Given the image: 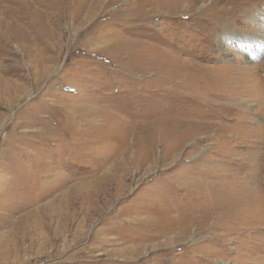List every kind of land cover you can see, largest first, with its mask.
Here are the masks:
<instances>
[{
	"label": "rangeland",
	"instance_id": "374dc122",
	"mask_svg": "<svg viewBox=\"0 0 264 264\" xmlns=\"http://www.w3.org/2000/svg\"><path fill=\"white\" fill-rule=\"evenodd\" d=\"M259 28L264 0H0V264H264Z\"/></svg>",
	"mask_w": 264,
	"mask_h": 264
},
{
	"label": "bare ground",
	"instance_id": "6f19581e",
	"mask_svg": "<svg viewBox=\"0 0 264 264\" xmlns=\"http://www.w3.org/2000/svg\"><path fill=\"white\" fill-rule=\"evenodd\" d=\"M207 4H208V3H207ZM231 4H233V3H231ZM254 4H255V3H254ZM254 4H253V5H254ZM260 5H261V4H260ZM254 6H255V5H254ZM247 8H248V7H247ZM249 8H250V7H249ZM245 9H246V8H245ZM220 10H221V9H220ZM249 10H250V9H249ZM261 12H262V11L258 10L257 8H254V9H253V13H252V14H249V16H250V17H249V18H250L249 20L254 19V18H256L257 16H260V14H262ZM246 13H247V12H246ZM220 14H221V13H220ZM220 14H219V15H220ZM240 16H241V15H240ZM247 16H248V14H247ZM237 18H238V17H237ZM239 18H240V17H239ZM247 18H248V17H247ZM244 20H245V19H244ZM256 22H258L257 19L252 21V23H256ZM224 27H225V26H224ZM234 28H235V27H234ZM256 33H258L260 36H264V31L262 30V28L257 29V30H256ZM244 36H245V35H244ZM242 38H244V37H242V36L239 37V40H242ZM245 38H247V37H245ZM245 38H244V39H245ZM247 39H248V38H247ZM221 43H222V42H221ZM215 44H216V43H215ZM228 69H230V68H226V70H228ZM234 69H235V68H234ZM251 73H252V72H251ZM247 77H248V76H247ZM185 78H186V77H185ZM186 79H187V78H186ZM186 79L183 80V83L185 82ZM200 79H201V78H200ZM239 79H240V78H239ZM202 80H203V79H202ZM197 81H198V80H197ZM203 81H204V80H203ZM241 84H242V83H241ZM200 85H201V82H200ZM227 86H228V85H227ZM227 86H226V87H227ZM235 86H236V85H235ZM177 87H178V85H177ZM194 89H195V88H194ZM175 90H177V89H175ZM225 90H226V89H225ZM194 91H195V90H194ZM189 92H190V91H189ZM187 94H188V93H187ZM128 168H129V167H128ZM127 172H128V171H126V173H127ZM120 176H121V175H120ZM112 181H113V180H112ZM127 181H128V180H127ZM114 182H115V181H114ZM117 182H118V181H117ZM89 183H90V182H89ZM108 183H109V182H108ZM121 183H122V182H121ZM116 184L118 185V183H116ZM124 184H125V183H124ZM127 184H128V183H127ZM114 185H115V184H114ZM122 185H123V183H122ZM103 186H104V185H103ZM120 186H121V185H120ZM113 188H116V186L113 187ZM122 188H123V187H122ZM124 188H125V187H124ZM111 189H112V188H111ZM85 191H86V190H85ZM87 191H88V190H87ZM109 191H111V190H109ZM119 191H120V190H119ZM119 191H118V192H119ZM123 191H124V190H123ZM115 192H116V191H115ZM87 193H88V192H87ZM103 194H104V193H103ZM96 197H97V196H96ZM97 200H98V199H97ZM97 200H96V201H97ZM98 201H99V200H98ZM88 202H89V201H88ZM89 211H90V210H89Z\"/></svg>",
	"mask_w": 264,
	"mask_h": 264
}]
</instances>
